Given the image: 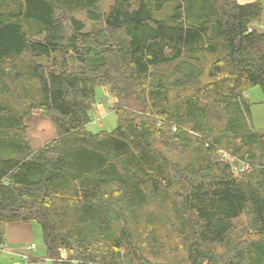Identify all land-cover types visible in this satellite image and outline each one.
Listing matches in <instances>:
<instances>
[{
	"label": "trees",
	"instance_id": "trees-1",
	"mask_svg": "<svg viewBox=\"0 0 264 264\" xmlns=\"http://www.w3.org/2000/svg\"><path fill=\"white\" fill-rule=\"evenodd\" d=\"M103 1L0 0V245L33 221L51 264H264L261 4ZM98 86L110 131L86 127Z\"/></svg>",
	"mask_w": 264,
	"mask_h": 264
},
{
	"label": "rangeland",
	"instance_id": "rangeland-1",
	"mask_svg": "<svg viewBox=\"0 0 264 264\" xmlns=\"http://www.w3.org/2000/svg\"><path fill=\"white\" fill-rule=\"evenodd\" d=\"M111 0H104L102 3V9L108 10ZM78 19L84 20V13L75 15ZM261 26V20L254 22ZM263 26V24H262ZM246 98L250 104V123L254 130H264V95L258 85H251L246 89ZM115 99L109 95L107 87H96V100L92 105L91 115L92 120L87 124V129L92 132L101 130L110 131L117 125V117L112 109V105ZM28 125V137L35 145V148L52 139L55 136L54 127L51 121L39 112L35 111L31 118L25 120ZM226 158L230 156L223 153ZM244 166L243 163H240ZM164 235H168V232H163ZM164 235L162 237H164ZM170 238L171 243H176L173 237ZM166 237V239H167ZM46 258V255H45ZM42 259V257H41ZM41 264H50V262L44 260Z\"/></svg>",
	"mask_w": 264,
	"mask_h": 264
},
{
	"label": "crops",
	"instance_id": "crops-1",
	"mask_svg": "<svg viewBox=\"0 0 264 264\" xmlns=\"http://www.w3.org/2000/svg\"><path fill=\"white\" fill-rule=\"evenodd\" d=\"M239 4L258 2L262 6L260 20L264 27V0H236ZM246 94V93H245ZM246 96V95H245ZM32 148H35L31 142ZM34 244L32 249L27 247ZM5 247L3 252H0V264H19V256L17 254L23 253L29 256L28 264H41L42 261H51L45 258L46 249L44 245L43 233L41 228L33 221L11 222L4 225L3 244ZM42 257V259H41Z\"/></svg>",
	"mask_w": 264,
	"mask_h": 264
},
{
	"label": "built area",
	"instance_id": "built-area-1",
	"mask_svg": "<svg viewBox=\"0 0 264 264\" xmlns=\"http://www.w3.org/2000/svg\"><path fill=\"white\" fill-rule=\"evenodd\" d=\"M231 160L230 158H227ZM34 247V244H30L27 248L32 249ZM5 250V247L0 246V252H3ZM19 256V264H28L29 262V256L27 254L19 253L17 254Z\"/></svg>",
	"mask_w": 264,
	"mask_h": 264
},
{
	"label": "water",
	"instance_id": "water-1",
	"mask_svg": "<svg viewBox=\"0 0 264 264\" xmlns=\"http://www.w3.org/2000/svg\"><path fill=\"white\" fill-rule=\"evenodd\" d=\"M248 28H249L250 30H254V31H258V32H262V31H264V27H262V26H260V25H258V24H255V23H250V24L248 25Z\"/></svg>",
	"mask_w": 264,
	"mask_h": 264
}]
</instances>
